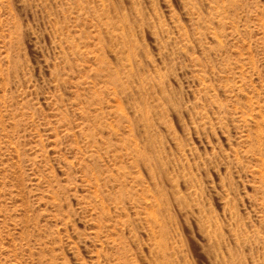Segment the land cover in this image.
<instances>
[{"label":"rangeland","instance_id":"obj_1","mask_svg":"<svg viewBox=\"0 0 264 264\" xmlns=\"http://www.w3.org/2000/svg\"><path fill=\"white\" fill-rule=\"evenodd\" d=\"M262 136L264 0H0V264H264Z\"/></svg>","mask_w":264,"mask_h":264},{"label":"bare ground","instance_id":"obj_2","mask_svg":"<svg viewBox=\"0 0 264 264\" xmlns=\"http://www.w3.org/2000/svg\"><path fill=\"white\" fill-rule=\"evenodd\" d=\"M220 1H224V0H220ZM229 1H231V0H229ZM101 2V1H100ZM225 3V2H224ZM218 6V5H217ZM221 7H222V5H220ZM225 6V5H224ZM104 7V6H103ZM221 7L220 8H218V10L219 9H221ZM232 7H234V6H232ZM213 8V7H212ZM216 8V7H215ZM228 8V7H227ZM223 9V8H222ZM224 11H225V9H223ZM213 11V10H212ZM215 11V10H214ZM213 11V12H214ZM223 11V12H224ZM227 11H228V9H227ZM221 13H222V11H220ZM226 12V11H225ZM225 12H224V14H225ZM217 14H218V12H217ZM222 15H223V13H222ZM221 15V16H222ZM218 16H220V15H218ZM217 18V17H216ZM218 18H221V17H218ZM230 19V18H229ZM224 20V19H223ZM103 21V20H102ZM218 21V20H217ZM111 25V24H110ZM217 25H219V24H217ZM221 25H222V23H221ZM220 25V26H221ZM234 25V24H233ZM104 26V25H103ZM201 26V25H200ZM115 27V26H114ZM119 29V28H118ZM126 30V29H125ZM120 31V30H119ZM120 33H121V31H120ZM215 33H217V32H211V34H214V35H216ZM113 34V33H112ZM156 34V33H155ZM120 36V35H119ZM123 36V35H122ZM133 36H131V38H132ZM120 39H123V37H121ZM120 39H118L119 41H120ZM113 40V39H112ZM129 40V39H128ZM216 42V41H215ZM134 43V42H133ZM124 44L125 45H127L125 42H124ZM138 44V43H137ZM132 45V44H131ZM133 47H134V45H132ZM127 47V48H126ZM125 48L128 50V52H129V50H132L133 51V48L131 49V48H129V46H126ZM136 47H138V45L136 46ZM136 49V48H135ZM141 51V50H140ZM138 54V53H137ZM125 55H126V52H125ZM130 57H131V55H130ZM135 60V59H134ZM126 61V60H125ZM130 61V60H129ZM255 62V61H254ZM253 64V63H252ZM241 70V69H240ZM130 75V74H129ZM117 76V75H116ZM133 76V75H132ZM120 83V82H119ZM239 83V82H238ZM122 85H124V84H122ZM234 86V85H233ZM232 86V87H233ZM242 87V86H241ZM206 89V88H205ZM235 90V89H234ZM164 95H165V93H164ZM251 99V98H250ZM146 106V105H145ZM123 108V107H122ZM121 108V109H122ZM220 108V107H219ZM124 112V111H123ZM103 114V113H102ZM118 114V113H117ZM154 114V113H153ZM119 115V114H118ZM146 115V114H145ZM246 115V114H245ZM242 117V116H241ZM250 118V117H249ZM261 118V117H260ZM141 119V121H143L144 123H148L149 122V120H148V116L147 117H142V118H140ZM128 121V120H127ZM146 121V122H145ZM129 122V121H128ZM249 122V121H248ZM247 123V122H246ZM251 123V122H250ZM254 124V123H253ZM250 125V124H249ZM134 126V125H133ZM250 127V126H249ZM257 127V126H256ZM262 126H260V128H261ZM169 128V127H168ZM128 129V128H127ZM130 129H131V127H130ZM134 129V128H133ZM131 131V130H130ZM260 131V130H259ZM130 133V132H129ZM261 133V132H260ZM259 136V135H258ZM257 136V137H258ZM262 137H264V136H262ZM253 140V139H252ZM259 140V139H258ZM43 142V141H42ZM254 142V141H253ZM252 142V143H253ZM104 143V142H103ZM255 143V142H254ZM259 143V142H258ZM129 144V143H128ZM243 144V143H242ZM138 145V144H137ZM258 145H261V144H258ZM128 146H130V145H128ZM132 147V146H131ZM134 148V147H133ZM130 149V148H129ZM146 149V148H145ZM132 150V149H131ZM142 150H144V149H142ZM256 150V149H255ZM127 152H128V150H126ZM260 151V150H259ZM262 152V151H261ZM260 152V153H261ZM131 153V152H130ZM137 153H139V151H137ZM137 153H135V157H136V154ZM145 153V152H144ZM233 153V152H232ZM254 153H256V152H254ZM140 154V153H139ZM130 155H132V154H130ZM145 155V154H144ZM138 156V155H137ZM141 156V157H140ZM143 156L142 155H139V159H141V160H145L144 158H142ZM137 158V157H136ZM138 158H137V161H138ZM239 158V157H238ZM140 161V160H139ZM149 163H150V161H148ZM151 162H152V160H151ZM146 163V162H145ZM122 164V163H121ZM148 164V163H147ZM153 174V173H152ZM158 176V175H157ZM264 176V175H263ZM140 178V177H139ZM98 180V179H97ZM135 180V179H134ZM158 181V180H157ZM96 182V181H95ZM98 182V181H97ZM123 184V183H122ZM158 185H159V183H157ZM175 184V183H174ZM98 185V184H97ZM177 185V184H176ZM160 187V186H159ZM149 188V187H148ZM177 188V187H176ZM126 189V188H125ZM145 191V190H144ZM150 193V192H149ZM155 194H156V192H155ZM159 195V194H158ZM158 197V196H157ZM145 199V198H144ZM148 199H149V197H148ZM151 201V200H150ZM156 201V200H155ZM177 201V200H176ZM150 204V203H149ZM153 204H154V202H153ZM151 205V204H150ZM152 206H154V205H152ZM151 206V207H152ZM147 207H149L148 205H147ZM151 207H149V208H151ZM156 207V206H155ZM163 207V206H162ZM150 211V210H149ZM148 212V211H147ZM153 212V211H152ZM149 213V212H148ZM153 215V214H152ZM148 216V215H147ZM157 220V219H156ZM158 222V221H157ZM161 222V221H160ZM209 228V227H208ZM215 234V233H214ZM154 246V245H153ZM162 251V250H161ZM236 255V254H235ZM158 263V262H157ZM156 264V263H155Z\"/></svg>","mask_w":264,"mask_h":264}]
</instances>
